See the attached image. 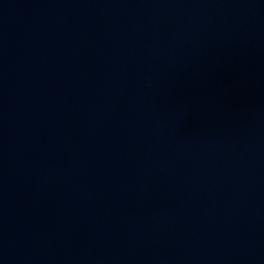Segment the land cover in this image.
Masks as SVG:
<instances>
[{"label":"water","instance_id":"1","mask_svg":"<svg viewBox=\"0 0 264 264\" xmlns=\"http://www.w3.org/2000/svg\"><path fill=\"white\" fill-rule=\"evenodd\" d=\"M0 264H264V0H0Z\"/></svg>","mask_w":264,"mask_h":264}]
</instances>
